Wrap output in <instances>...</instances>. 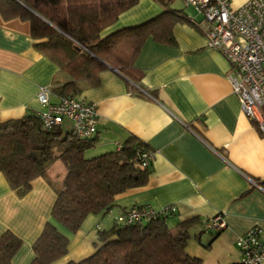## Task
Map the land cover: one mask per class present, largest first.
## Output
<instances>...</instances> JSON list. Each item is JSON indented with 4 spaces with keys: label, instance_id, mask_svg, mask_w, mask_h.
Instances as JSON below:
<instances>
[{
    "label": "crops",
    "instance_id": "crops-1",
    "mask_svg": "<svg viewBox=\"0 0 264 264\" xmlns=\"http://www.w3.org/2000/svg\"><path fill=\"white\" fill-rule=\"evenodd\" d=\"M245 1L229 0L232 7ZM170 4L182 15L173 17L171 41L148 36L129 69L132 78L108 66L96 84L74 95L95 103L98 115L97 143L85 156L116 150L132 134L153 153L146 182L118 195L106 214H88L74 233L58 226L69 241L66 255L54 264L89 256L97 230L133 206H174L167 219L172 230L178 222L192 220L186 252L201 264H239L235 240L253 226L261 228L264 240V133L241 110L229 62L206 46L201 27L189 20L197 21L199 15L183 0ZM163 10L157 0H139L101 36L141 24ZM35 43L28 20L0 13V121L36 115L42 109L40 88L69 78ZM64 123V130H70V122L64 119L61 127ZM55 163L49 175H62L63 164ZM55 197L44 176L33 178L19 194L0 171V233L10 230L22 242L11 264L32 259L31 245L50 220ZM217 213L225 226L212 236L202 224Z\"/></svg>",
    "mask_w": 264,
    "mask_h": 264
},
{
    "label": "trees",
    "instance_id": "trees-1",
    "mask_svg": "<svg viewBox=\"0 0 264 264\" xmlns=\"http://www.w3.org/2000/svg\"><path fill=\"white\" fill-rule=\"evenodd\" d=\"M138 1L0 0V13L6 19L29 21L37 50L69 76L62 83L54 80L51 94L74 96L96 84L99 72L108 66L132 78L129 69L148 36L171 41L173 17L182 18L171 0H157L164 8L158 16L101 36ZM96 143L94 134L80 138L60 125L42 130L32 113L0 121V171L10 186L23 194L33 178L44 176L56 195L51 218L32 243L33 257L27 264H54L66 255L69 241L59 227L74 233L88 214H106L118 195L145 184L150 165L140 164L138 153L147 150L141 140L129 134L116 150L85 156ZM55 161L63 164L62 175H49ZM173 213L126 224L115 217L110 226L97 230L95 250L89 256L65 264H201L186 252L192 220L178 222L172 230L167 219ZM209 220L202 230L214 236L222 228H206ZM21 243L10 230L0 233V264H11Z\"/></svg>",
    "mask_w": 264,
    "mask_h": 264
},
{
    "label": "built area",
    "instance_id": "built-area-1",
    "mask_svg": "<svg viewBox=\"0 0 264 264\" xmlns=\"http://www.w3.org/2000/svg\"><path fill=\"white\" fill-rule=\"evenodd\" d=\"M199 15L194 21L202 29L206 46L219 52L231 68L229 80L241 110L264 133V0H246L232 7L229 0H183ZM50 86H43L37 93L42 109L36 113L42 130L70 122V130L80 138L95 134L97 124L96 105L75 96H56L51 101ZM153 153L143 150L138 153L142 166L151 162ZM175 212L172 205L153 209L149 205L132 207L116 216L117 221L140 222L149 217ZM225 226L221 213L210 218L206 228L219 229ZM262 230L253 226L239 235L235 245L239 251V264L264 262Z\"/></svg>",
    "mask_w": 264,
    "mask_h": 264
},
{
    "label": "rangeland",
    "instance_id": "rangeland-1",
    "mask_svg": "<svg viewBox=\"0 0 264 264\" xmlns=\"http://www.w3.org/2000/svg\"><path fill=\"white\" fill-rule=\"evenodd\" d=\"M66 121V120H65ZM67 127H66V125H65V123L63 124V126H62V129L64 130V129H66ZM57 166H60L61 165V163L59 162V161H56V163H55ZM54 172V169H51V173H53ZM101 224L104 226H106L107 224H108V216L106 215L105 217H104V219L102 220V222H101ZM170 225V224H169ZM170 227H172L171 225H170Z\"/></svg>",
    "mask_w": 264,
    "mask_h": 264
}]
</instances>
